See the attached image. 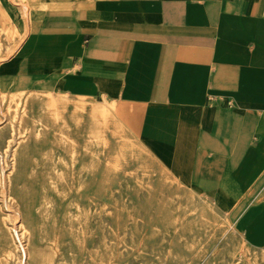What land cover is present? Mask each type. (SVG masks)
<instances>
[{"label":"crops","instance_id":"0c3cea01","mask_svg":"<svg viewBox=\"0 0 264 264\" xmlns=\"http://www.w3.org/2000/svg\"><path fill=\"white\" fill-rule=\"evenodd\" d=\"M35 6L16 83L109 112L112 128L221 212L264 195V0Z\"/></svg>","mask_w":264,"mask_h":264},{"label":"rangeland","instance_id":"374dc122","mask_svg":"<svg viewBox=\"0 0 264 264\" xmlns=\"http://www.w3.org/2000/svg\"><path fill=\"white\" fill-rule=\"evenodd\" d=\"M21 4L0 0V60L8 59L13 92L0 96V106L25 118L14 128L0 124V153L16 164L7 170L14 205L0 203V264L19 261L12 225L29 230L32 248L52 264H264V195L243 201L226 221L213 199L176 184L89 103L68 102L55 124L44 116L46 95L15 81L29 25ZM251 204L256 209L245 214Z\"/></svg>","mask_w":264,"mask_h":264},{"label":"bare ground","instance_id":"6f19581e","mask_svg":"<svg viewBox=\"0 0 264 264\" xmlns=\"http://www.w3.org/2000/svg\"><path fill=\"white\" fill-rule=\"evenodd\" d=\"M37 2H38V0H22V6L21 7L23 9L24 15H25V12H27L26 16H27V20H28V23H29V28H27V32L28 33L29 32L32 33V32L35 31V28H34L35 27V24H36L35 23V18L38 17L37 12H36V6H35ZM0 23H1L2 26H5L6 25L5 17L1 13V11H0ZM33 44H34V42H33ZM54 51H55V49H54ZM4 59L3 60H0V96H2V97L8 96V95H13V92H11V85H12L11 76L8 75V72L4 71V69L6 67L5 62L8 61V59H5V60ZM20 84L23 85V86L24 85L34 86V89H36V91H39L40 93L46 95L43 99L41 98L42 100H40L42 102V105H41L42 107L41 108L45 112L44 113V116H46L51 121L52 124H55L57 122V120L64 119V111L66 110V107H67L68 102H74V103H78V104L80 103L81 104L80 106H83L82 104H84V102H78V101L76 102V101H74V97L68 95L67 93H64L63 94V93H57V92L51 91L49 89V87L47 86V84L42 83V82L32 81V83H31V82L26 81L25 79H21L20 80ZM34 95L36 96L38 94L35 93ZM39 97L37 96L35 98H39ZM115 109H116V107H113V110L114 111H115ZM92 111H93L94 116H99V117H102V118H107L109 116V112H107L105 110H99V109H97L95 107H92ZM0 121H1L0 124L5 123V122H9L11 128H14L16 125L23 124L25 122V118H24V116L19 117V114L18 113H14L12 116L9 115V114H7V113H4V111L2 110V108L0 106ZM12 131H14V129H12ZM130 131H132L133 133H135L137 131V129H130ZM41 132H42V130H41ZM132 139L134 140V142L136 143V145L139 148H141V150L145 154H147L149 157H151L153 159V157L150 155L149 151L145 147H143L141 145V143L139 141H137L136 138L132 137ZM158 165H160V164H158ZM160 166L163 168V170L167 173V175H169V177L172 180H175V182L178 180L177 177H174L171 174V172H169L167 169H165V167H163L162 165H160ZM15 168H16L15 162L8 163L7 162V154L5 155V154H1L0 153V191H1L0 193L2 195V202H0V203H2V206L5 207V208H10L12 205H14L13 204V201H12V199L10 197L11 174L9 172L7 173V170L9 169V170L12 171V170H15ZM58 172H59L58 169H56L55 167H53L51 169V173L52 174L59 175L60 176V174H58ZM84 172H86V171H84ZM127 184H128V182H127ZM176 184H177V182H176ZM185 190H187L192 196L197 195V196L201 197L200 194L197 191H195L194 189L189 188V189H185ZM0 201H1V199H0ZM207 201H209L212 209L215 212L217 211V212L221 213L222 217L226 221H229L230 220V214H228V212H221V210L217 206V203H215V200H212V201L211 200H207ZM195 206H196V204H195ZM106 210H108V209H106ZM15 215H16V213H15ZM9 232L11 234V237H12V240H13V243H14V246H15L16 250L18 251V254H19V261L17 262L18 264H52L51 261H48V260L46 261V260H44L42 258L41 252L39 250H36V249H33L32 248V236H33V234L29 230L25 229L24 227L21 228L20 226L12 225L10 227ZM95 239H97V238H95ZM244 241L246 242V240H244ZM167 246H169V245H167ZM49 248H51V247H49ZM119 249H121V248H119ZM251 249H254V248H251ZM244 257H246V256H244ZM208 262H209V260H208ZM240 262H242V261H240Z\"/></svg>","mask_w":264,"mask_h":264}]
</instances>
